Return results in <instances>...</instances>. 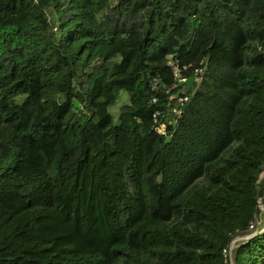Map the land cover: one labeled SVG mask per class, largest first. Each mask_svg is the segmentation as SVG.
Returning <instances> with one entry per match:
<instances>
[{"label":"trees","instance_id":"1","mask_svg":"<svg viewBox=\"0 0 264 264\" xmlns=\"http://www.w3.org/2000/svg\"><path fill=\"white\" fill-rule=\"evenodd\" d=\"M262 174L264 0H0V264H264Z\"/></svg>","mask_w":264,"mask_h":264},{"label":"built area","instance_id":"2","mask_svg":"<svg viewBox=\"0 0 264 264\" xmlns=\"http://www.w3.org/2000/svg\"><path fill=\"white\" fill-rule=\"evenodd\" d=\"M177 68L174 67L173 68V73L176 77V80L178 83H182L184 82L188 77H185V78H180L178 75H177ZM195 73H197V71H195ZM188 98L186 96H181V97H177L176 98V104L175 106L172 108V113L176 116H179L181 114V111H182V108L183 106L185 105V103L187 102ZM152 103H156V99L153 98L152 99ZM159 113L157 112L156 114H154L153 116V123H154V126H155V130L157 133L159 134H164V131H165V128L162 124H157V117H158ZM253 225L250 226V228L252 229ZM232 248H233V243L228 247V248H225L224 250H222V255L225 259H228L229 262H231V251H232Z\"/></svg>","mask_w":264,"mask_h":264},{"label":"rangeland","instance_id":"3","mask_svg":"<svg viewBox=\"0 0 264 264\" xmlns=\"http://www.w3.org/2000/svg\"><path fill=\"white\" fill-rule=\"evenodd\" d=\"M197 81V79L195 78V82ZM194 82V83H195ZM122 95H121V97H120V99L119 100H121L122 99ZM123 103V102H121V101H117L116 102V104L114 105V106H112V107H110V110H109V112L111 113V115H112V117H113V119H114V123H116V121H117V119H118V108L121 106V104ZM261 178L262 179H264V174H262L261 175ZM259 209L263 212V207H262V205H259ZM258 222H259V220H258ZM257 222V223H258Z\"/></svg>","mask_w":264,"mask_h":264},{"label":"water","instance_id":"4","mask_svg":"<svg viewBox=\"0 0 264 264\" xmlns=\"http://www.w3.org/2000/svg\"><path fill=\"white\" fill-rule=\"evenodd\" d=\"M195 82V76L188 77L184 82L178 83V87L183 89L184 93H187L191 90L192 85Z\"/></svg>","mask_w":264,"mask_h":264},{"label":"clouds","instance_id":"5","mask_svg":"<svg viewBox=\"0 0 264 264\" xmlns=\"http://www.w3.org/2000/svg\"><path fill=\"white\" fill-rule=\"evenodd\" d=\"M196 78V77H195Z\"/></svg>","mask_w":264,"mask_h":264}]
</instances>
